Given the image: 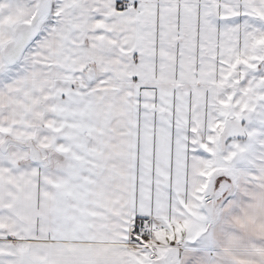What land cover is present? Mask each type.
Returning a JSON list of instances; mask_svg holds the SVG:
<instances>
[{"label": "snow or ice", "instance_id": "obj_1", "mask_svg": "<svg viewBox=\"0 0 264 264\" xmlns=\"http://www.w3.org/2000/svg\"><path fill=\"white\" fill-rule=\"evenodd\" d=\"M0 264H264V0H0Z\"/></svg>", "mask_w": 264, "mask_h": 264}]
</instances>
